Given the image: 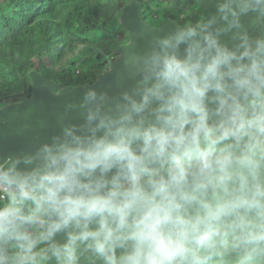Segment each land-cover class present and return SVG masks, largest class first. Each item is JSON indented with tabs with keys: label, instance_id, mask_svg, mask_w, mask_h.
Here are the masks:
<instances>
[{
	"label": "clouds",
	"instance_id": "1",
	"mask_svg": "<svg viewBox=\"0 0 264 264\" xmlns=\"http://www.w3.org/2000/svg\"><path fill=\"white\" fill-rule=\"evenodd\" d=\"M201 3L0 150V264H264V0Z\"/></svg>",
	"mask_w": 264,
	"mask_h": 264
},
{
	"label": "trees",
	"instance_id": "2",
	"mask_svg": "<svg viewBox=\"0 0 264 264\" xmlns=\"http://www.w3.org/2000/svg\"><path fill=\"white\" fill-rule=\"evenodd\" d=\"M173 4L180 9L161 11L158 1H149L144 8L145 20L158 25L172 18L180 25L199 19L192 20L188 12L193 6L195 13H201L195 0H176ZM156 13L158 20L152 17ZM102 14L101 0H0V102L31 95L32 68L65 86L93 83L106 69L107 61L115 58L113 49L121 45L102 48L101 40L109 42L107 35L101 40L87 35L100 29ZM119 16L120 12L116 20L121 26ZM88 43L98 53L95 60Z\"/></svg>",
	"mask_w": 264,
	"mask_h": 264
},
{
	"label": "water",
	"instance_id": "3",
	"mask_svg": "<svg viewBox=\"0 0 264 264\" xmlns=\"http://www.w3.org/2000/svg\"><path fill=\"white\" fill-rule=\"evenodd\" d=\"M125 0V6L119 16V23L128 31L127 43L116 46L113 49L115 58L106 63V69L97 74L93 83L65 86L62 82L48 80L36 68L29 71L32 85V93L29 96H21L15 100L0 102V150L8 151L18 149L28 141L43 134L52 125L60 104L75 91L89 86L108 85L114 79L109 64H115L121 56L120 49L126 47L132 39L134 30H140L147 26L155 29L168 28L177 24L172 18L166 23L155 25L144 18V8L139 0ZM201 16L207 17L210 5L207 7L201 0H195ZM115 67V66H114Z\"/></svg>",
	"mask_w": 264,
	"mask_h": 264
},
{
	"label": "rangeland",
	"instance_id": "4",
	"mask_svg": "<svg viewBox=\"0 0 264 264\" xmlns=\"http://www.w3.org/2000/svg\"><path fill=\"white\" fill-rule=\"evenodd\" d=\"M149 1H158L160 4V10L164 11L167 10L169 8H176V10L178 11L180 9V6L177 5L175 6V4H173L176 0H142L143 6L146 9V3H149ZM189 2V0H187V3ZM124 0H101V6H102V10H103V14H102V18L100 20V29L97 30H92L88 32V36H90L93 39H97V38H101L106 36L108 37L109 42H106L105 40H101L102 44L101 47L104 48L105 46H110V47H115L117 43L119 44H124L127 43L128 39V31L124 30L118 23L116 20V16L119 14H121L123 7L125 6V4L123 5ZM145 4V5H144ZM187 5L185 6V10H186ZM187 11V10H186ZM191 12L190 14V18L192 20H194L195 18H200L201 17V13H195L194 12V8L192 6V10L188 11ZM111 15L110 19L107 20L106 23H104V19H108V17ZM180 15L184 16V13H180ZM152 17L155 20L159 19L158 14H152ZM153 22V21H152ZM156 23V22H154ZM6 24V22H5ZM124 27V26H123ZM125 28V27H124ZM9 30V28H8ZM115 36H117V38H114ZM118 45V44H117ZM93 44L92 43H88V47L87 49H92V53H91V57L92 60H95L97 58L98 53H94L93 52ZM84 54V51L81 52V56Z\"/></svg>",
	"mask_w": 264,
	"mask_h": 264
},
{
	"label": "bare ground",
	"instance_id": "5",
	"mask_svg": "<svg viewBox=\"0 0 264 264\" xmlns=\"http://www.w3.org/2000/svg\"><path fill=\"white\" fill-rule=\"evenodd\" d=\"M128 4H129V6L133 5V1L130 0Z\"/></svg>",
	"mask_w": 264,
	"mask_h": 264
}]
</instances>
